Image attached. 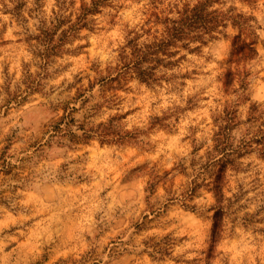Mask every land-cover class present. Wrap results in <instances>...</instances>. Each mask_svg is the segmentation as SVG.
I'll return each mask as SVG.
<instances>
[{
  "label": "rangeland",
  "instance_id": "1",
  "mask_svg": "<svg viewBox=\"0 0 264 264\" xmlns=\"http://www.w3.org/2000/svg\"><path fill=\"white\" fill-rule=\"evenodd\" d=\"M90 1L0 0V264H264V0L211 6L250 17L253 34L242 36L255 40V58L227 62L238 34L227 22L215 38L181 48L166 79L128 78L89 118L116 116L134 138L71 144L48 125L75 75L87 83L105 74L134 33L143 41V30L161 29L152 13L196 0H100L87 25L61 39ZM42 32L60 46L46 60ZM227 70L241 73L228 89ZM97 88L92 103L102 102ZM224 110L234 112L232 146L246 145L227 169L223 232L209 254L215 201L203 164Z\"/></svg>",
  "mask_w": 264,
  "mask_h": 264
},
{
  "label": "trees",
  "instance_id": "2",
  "mask_svg": "<svg viewBox=\"0 0 264 264\" xmlns=\"http://www.w3.org/2000/svg\"><path fill=\"white\" fill-rule=\"evenodd\" d=\"M218 0H196L194 3L171 4L166 14L154 12L153 22L160 24L161 29L151 32L150 29L143 30L146 38L141 41L142 35L134 33V36L128 38L125 44L120 48L119 55L114 66H108L105 74L96 70L95 75L83 83V77L75 75L74 81L69 83L67 89H74L73 95L63 104L62 114L48 125L50 131L60 137H66L71 144L85 143L96 138L101 143L122 142L132 139L135 134L123 130L117 122L118 117L110 116L104 121L93 123L89 118L93 117L101 104H110L114 102L115 94L107 95L110 91H115L123 87L128 78H136L139 82L152 84L161 79H166L165 69L174 66L178 59L176 57L181 48L189 49L190 44L199 42L204 44L208 39L215 38L214 33L220 31V27H226L227 22L238 28V34L233 36L231 49L227 62L236 65L241 62L251 60L257 56L255 49V40H247L250 25V17L242 13H234L230 8L226 11L211 9L212 3ZM100 0H91L89 4H82L80 11L73 22L69 21L67 28L60 34L61 39H67L74 33L87 25V16L97 11ZM162 11L161 13H163ZM170 14H174L171 16ZM64 21L60 15L54 19L55 22ZM57 23V24H58ZM245 34L246 37L242 35ZM250 34H253L250 32ZM52 35L42 32L38 40L43 44L44 51L41 59L46 60L51 54L58 51L60 46L50 44ZM181 58V57H179ZM239 71L227 70L223 75V85L226 89L233 84L235 77L241 78ZM242 82V79L239 80ZM30 90L38 89L39 81L31 80L29 82ZM97 88L102 102L92 103L95 99L94 90ZM243 87V85H241ZM252 108V109H251ZM250 109V117L255 118V108ZM82 112L80 118H76L78 113ZM225 115L220 118L225 124H220L218 131L213 136V145L205 153V163L203 168L210 174L208 182L209 190L214 197V204L211 207V229L209 237V254L213 251L215 244L221 239L223 232L224 200L223 191L226 182V173L228 167H237V159L243 154L245 147H233L229 141L228 129L233 121L234 112L224 110ZM151 124L158 123V117L151 119ZM75 131L79 132L76 133ZM246 149V148H245ZM264 155V150L262 149ZM196 185L190 189V194L194 191Z\"/></svg>",
  "mask_w": 264,
  "mask_h": 264
}]
</instances>
